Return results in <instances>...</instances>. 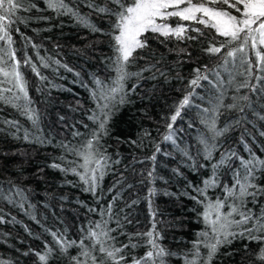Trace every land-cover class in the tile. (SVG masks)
Returning <instances> with one entry per match:
<instances>
[{"label": "trees", "instance_id": "16d2710c", "mask_svg": "<svg viewBox=\"0 0 264 264\" xmlns=\"http://www.w3.org/2000/svg\"><path fill=\"white\" fill-rule=\"evenodd\" d=\"M66 2L87 16L99 31L77 23L71 16L56 14L47 8L45 0H30L37 7L18 11L23 22L17 21L10 29L12 49L20 61L19 71L31 101L29 107L35 110L38 122L34 127L17 108L0 101V264H74L73 256L91 264L80 255L79 242L90 229L95 230L98 221L108 222L117 246L129 244L130 236L131 243L141 245L125 250L130 264L132 257L139 258L148 250L144 238L135 234L151 230L153 220L160 233L159 243L174 253L165 258L166 264H185L186 259H193L197 234L206 230L202 215L205 205L224 199L225 185L234 183L241 158L247 160L254 155L264 160V81L253 78L249 84L255 89L237 90L244 79L237 75L241 71L239 62L225 65L226 49L217 55L204 51L210 43L218 46L223 38L213 40L214 30L172 18L170 25L200 28L204 35L188 31L187 35L198 38L178 41L145 33L147 47L137 49L126 68L137 75L123 82V91L111 102L114 106L108 132L100 136L98 144L94 140L89 150L86 144L97 124L88 117L99 111L92 97L99 88L95 80L111 85L116 77L113 37L118 33L113 29L114 16L87 6L90 2L105 7L106 0ZM44 63L49 66L44 67ZM33 65L39 75L33 72ZM197 68L208 79L193 86L190 81ZM4 80L0 75V81ZM8 87L11 85L0 83V89ZM189 93L190 104L173 122L171 116ZM205 108L209 112H203ZM213 117L216 130L222 133L219 136L209 127ZM205 119L208 124L202 122ZM8 121H14L19 130ZM165 136L171 139L165 140ZM202 140L215 145L209 159L205 158ZM87 151L96 153L97 158H108L95 194L85 191L87 185L76 174L85 171L80 167L83 158L77 153ZM232 153L236 155L215 169L216 183L200 196L196 189H203L206 179H214L213 165ZM256 176L254 183L264 187V174L258 171ZM247 200L246 207L259 214L264 195H258L255 203L252 197ZM228 210L225 207L222 211ZM232 231L239 233L241 229ZM53 233L64 241H76V246L62 252ZM229 240L218 246L210 264H260L256 254L261 242L249 240L247 235ZM84 243L100 258L90 240L84 239ZM38 253L47 256L46 262L39 260ZM205 261L207 249L201 246L197 264Z\"/></svg>", "mask_w": 264, "mask_h": 264}, {"label": "snow or ice", "instance_id": "6c2138e0", "mask_svg": "<svg viewBox=\"0 0 264 264\" xmlns=\"http://www.w3.org/2000/svg\"><path fill=\"white\" fill-rule=\"evenodd\" d=\"M45 4L48 9L56 14L71 16L75 18L77 23L93 31H99L87 16L81 14L74 5H70L66 0H45ZM109 4L112 7H109ZM217 5L221 7H217ZM87 6L93 11L114 16L113 29L118 33L113 37L115 52L113 63L116 77L111 85H104L102 81L95 80L99 88L92 93V97L97 100L99 111H93L88 117L94 124H97V128L93 130L92 139L88 140L86 144L89 150L93 148L94 140L98 144L100 136L107 134V124L110 119L111 108L114 106L111 102L115 101L117 95L123 91V82L130 75H137L127 72L126 68L132 62L133 53L137 49L147 47V37L144 34L151 32L159 34L165 40L175 38L178 41L196 40L198 38L197 36L187 35L188 31L204 35L200 28L193 27L189 29L188 26L180 23H177L176 26L170 25L168 21L172 18H177L178 21L193 22L214 30L213 40H216V37L223 38L218 41V46L210 43L204 51L211 55H217L226 49L223 52L224 64L232 63L235 65L237 61L239 62L241 71L237 75L244 77V79L237 84V90L247 87L255 89L254 85L249 84L250 79L264 81V0H106L105 7H98L90 2ZM36 7L37 5L30 3V0H0V42H3V44H0V75L5 78L0 83L11 85V87L0 89V101L17 108L22 115L32 121L34 127L37 125L38 119L35 110L29 107L31 101L28 96L26 82L19 71L20 61L16 59V53L12 49L13 37L10 34V29L14 23L20 21V17L17 16L18 11H30ZM142 37L144 38L142 39ZM4 44L7 45L6 48L3 46ZM184 51L186 50L181 49V52ZM250 55L254 56L255 59H251ZM41 60L43 61V58ZM9 61H12V63L9 64ZM26 63H30V61H26ZM55 63L59 64L60 62L55 61ZM43 66L48 67L49 65L44 63ZM32 70L37 72L35 65L32 66ZM194 72L196 76L190 81V85L194 86L198 84L199 80L208 79L206 75H200L199 68L194 69ZM37 75H39L38 72ZM13 89L16 91L14 92ZM5 92L11 93V96L4 95ZM190 96L191 93L185 95L180 101L175 114L171 116L173 122L180 115L181 109L190 104ZM242 99H247V97H242ZM21 100L24 101L23 104L17 103ZM100 101L104 103H100ZM119 102H124L123 96H120ZM229 107H235V105ZM203 112L207 113L209 109L205 108ZM202 122L208 124L206 119ZM7 123L17 127L14 121H8ZM168 127L171 129L172 124H169ZM209 127L215 136L222 134L216 130L215 117L212 118ZM17 130H19L18 127ZM78 134L74 133V135ZM24 138L28 139L27 132H25ZM37 139L39 138L37 137ZM168 139H171V137L165 136V140ZM201 143L205 146V158H211L212 149L215 145L209 146L207 140H202ZM77 154L83 158L84 163L80 167L84 168L85 171L79 173L76 172L75 168L72 171L76 172L80 180L87 185L85 191L95 194L98 179L103 177L102 169L107 166L106 161L108 158L103 155L97 158L96 153L92 151ZM235 155V153H232L227 158L222 156L221 160L213 165L214 179H206L203 182L204 188L196 189L200 196H204L205 190L216 183L215 169L224 165ZM102 160L105 163L102 164ZM92 163H95V168L88 167ZM52 167H59V165L53 164ZM229 167H231L230 164ZM62 170L67 171V169ZM258 171L264 174V160L254 155H251V158L247 160L240 159V169L234 172V183L230 186L225 185L224 199H217L205 205L202 215L206 230L197 234V240L193 244L191 253L193 259H186L185 264H197V260L200 259L201 246L207 249V261L204 264H210L212 257L218 250V246L222 243H229V237L235 238L237 235H247L249 240L262 243L256 258L260 261V264H264V206L260 208L259 214L246 207L248 197H252V202L255 203L258 195H264V187L254 183ZM97 173H99V177ZM148 175L151 176L152 173L149 172ZM149 194H153L152 189L149 190ZM192 198L197 200L198 203H203L197 197ZM229 200L232 203H229ZM225 207L229 209L227 212L222 211ZM111 209L112 204L109 203L108 212H111ZM152 215L154 218L155 213L153 212ZM236 215L239 216V219L234 218ZM107 223V221L96 222L95 230L90 229L87 237L81 238L79 242L80 255L90 259L91 264H107V262H111V264H129L125 250L137 248L141 245L131 243L132 237L130 236L129 244L117 246L115 243L116 237L110 234L114 230L107 228ZM233 228L241 229V231L237 233L232 231ZM208 229H210V232ZM53 236L56 237V244L62 252H66L69 247L76 246V241H64L58 238L56 233H53ZM135 236L144 238V246L148 250L139 258L132 257L130 264H166L165 258L174 255L159 243L160 233L156 231L155 220H153L151 230L136 233ZM84 239L91 241V248L98 250L101 254L100 258L92 254L91 249L85 245ZM213 240L215 242H211ZM37 255L41 262H46V255L39 253ZM71 260L74 261V264H87V260H81L75 256L71 257Z\"/></svg>", "mask_w": 264, "mask_h": 264}]
</instances>
